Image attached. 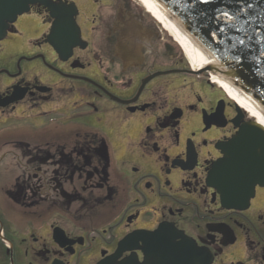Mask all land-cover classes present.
Here are the masks:
<instances>
[{"label": "flooded vegetation", "instance_id": "1", "mask_svg": "<svg viewBox=\"0 0 264 264\" xmlns=\"http://www.w3.org/2000/svg\"><path fill=\"white\" fill-rule=\"evenodd\" d=\"M50 1L75 46L42 6L0 41V264H264V187L209 184L248 115L138 0Z\"/></svg>", "mask_w": 264, "mask_h": 264}, {"label": "water", "instance_id": "2", "mask_svg": "<svg viewBox=\"0 0 264 264\" xmlns=\"http://www.w3.org/2000/svg\"><path fill=\"white\" fill-rule=\"evenodd\" d=\"M156 2L217 60L213 59L214 72L264 111V0ZM37 4L49 7L53 15L60 11L44 0H0V40ZM219 148L224 157L214 165L209 183L221 195L224 208L243 210L256 187L264 186V129L256 123L242 127Z\"/></svg>", "mask_w": 264, "mask_h": 264}, {"label": "bare ground", "instance_id": "3", "mask_svg": "<svg viewBox=\"0 0 264 264\" xmlns=\"http://www.w3.org/2000/svg\"><path fill=\"white\" fill-rule=\"evenodd\" d=\"M145 9L153 15L154 19L164 27L171 37H173L178 43H180L187 51L186 55L191 60L195 69H203L212 65L214 67L213 60L208 54L195 44L193 40L186 35L180 29V27L174 22L173 18L169 16L167 11H162L161 7L155 2V0H138ZM11 28L9 29V32ZM71 37L67 40L65 48L68 49L69 43L73 40ZM215 68V67H214ZM216 83L222 88L229 98L241 108L246 111L251 118L256 120V124L264 129V113L259 107L249 98L246 94L230 84L228 81L217 77Z\"/></svg>", "mask_w": 264, "mask_h": 264}]
</instances>
